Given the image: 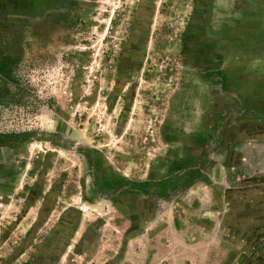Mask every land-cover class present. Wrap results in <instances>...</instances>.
<instances>
[{
  "label": "rangeland",
  "instance_id": "obj_1",
  "mask_svg": "<svg viewBox=\"0 0 264 264\" xmlns=\"http://www.w3.org/2000/svg\"><path fill=\"white\" fill-rule=\"evenodd\" d=\"M15 8L0 13V134L27 136L0 145V264H172L173 254L204 264L202 245L181 246L182 233L166 230L230 219L229 190L264 176V141L212 149L227 121L220 110L248 109L255 92L264 99V79L247 77L264 65V0ZM225 77L246 96L213 110L217 84L230 93ZM237 230L223 264H249L257 250Z\"/></svg>",
  "mask_w": 264,
  "mask_h": 264
},
{
  "label": "crops",
  "instance_id": "obj_2",
  "mask_svg": "<svg viewBox=\"0 0 264 264\" xmlns=\"http://www.w3.org/2000/svg\"><path fill=\"white\" fill-rule=\"evenodd\" d=\"M247 69H251V72L247 75L248 79L253 81H261L264 79V65H254ZM212 82H216L215 79H213ZM223 84H225L226 89H228L230 93L227 94L223 92L221 89V87H223L222 83L221 85L217 84L216 89H214L215 92L212 95L213 98L211 99L212 102L214 101L213 108L215 109L213 110H218L220 107L223 108L222 105H220V102H226L227 99L229 100L232 98V95L234 97L235 95H237V97L240 96V98L246 96L242 89L239 90L236 88L233 80L229 77L224 78ZM246 97H249L251 100L250 102H252L251 107L248 106L249 110L241 108L242 105L244 106L243 101L241 105L237 103L235 104L239 111L232 106L225 107L222 112H220L221 110H218L220 118L223 117L224 120L227 121H220V123L217 122V137L215 138L217 141H215L212 149L220 148L224 151L227 149L233 152L234 150H237L238 147L236 148V145L240 140H243L245 144H259L264 141V119L261 120V122L258 121L262 124V129H258L257 125H255L256 120L252 119L254 113H257V109H254L259 107V105L257 106L256 101L261 99L264 102V99H262L257 92ZM262 107L264 108V105ZM228 114L230 115V118H228ZM260 115L264 118V114ZM224 135H226V138L225 145L223 146ZM205 143V149H207L208 146L211 148V145L209 144L210 142L207 141ZM261 149H264V145ZM208 151V153L211 152L210 150ZM208 153L206 152V154ZM216 166H218L216 169V176L218 175L219 179L218 182L220 184L225 183L224 179H226V176H223V172L226 167L223 164H217ZM228 193L230 194L228 200V205H230V207L227 217L229 215L235 216H232L230 219L229 217L226 219L224 216L223 220L220 218L221 220H214L213 222L205 220L201 221L199 219L196 222H187L181 226H176L175 222H173V227L168 228L166 231H171L172 234L174 233L173 235L180 231L183 235V241L180 244L181 246H189L192 248L196 244L202 245L203 250L201 251V257L198 261L201 263L203 262L204 264H209L211 262L213 264H223V262L226 261L225 259L233 253L234 249L231 247L233 245L232 240L234 239L231 235L233 228H237L239 230H237L238 233L241 232V234L243 231H250L247 237H251V239L255 240V243H258L257 250L247 252L245 258L249 264H264V176L258 180H250L236 190H229ZM230 201L232 205L230 204ZM240 221H243V223ZM227 222L229 227L227 226ZM232 223L233 225H231ZM26 224H28L27 219H24L20 226L29 229L30 225L25 227ZM64 232L65 230H63V234ZM247 242V244H250V240ZM173 245H176L175 242H173ZM212 249L213 252H215V255L211 259ZM191 255L194 256V254ZM192 256H189L188 258H192L191 262L195 264L196 261ZM170 260H172V264H179L180 256H174L173 254Z\"/></svg>",
  "mask_w": 264,
  "mask_h": 264
},
{
  "label": "flooded vegetation",
  "instance_id": "obj_3",
  "mask_svg": "<svg viewBox=\"0 0 264 264\" xmlns=\"http://www.w3.org/2000/svg\"><path fill=\"white\" fill-rule=\"evenodd\" d=\"M27 136V135H26ZM26 136L22 137V138H17L15 137V135H11V136H7V135H1L0 134V145H6L7 143H11L12 140L17 142L19 140H23L24 138H26ZM8 140V142H6ZM95 166L98 167V164L95 162ZM172 185V184H171ZM169 186L167 188H162L163 190V193L160 192L157 197H160V198H167V197H170L171 196V191L173 190V187L172 186ZM164 187V186H162Z\"/></svg>",
  "mask_w": 264,
  "mask_h": 264
},
{
  "label": "trees",
  "instance_id": "obj_4",
  "mask_svg": "<svg viewBox=\"0 0 264 264\" xmlns=\"http://www.w3.org/2000/svg\"><path fill=\"white\" fill-rule=\"evenodd\" d=\"M12 5H15L16 6L15 10H18L19 5H22V0H0V6L4 8V10L1 11L0 13H5L6 7H10ZM26 135L27 133H21V134H16L15 137L22 138Z\"/></svg>",
  "mask_w": 264,
  "mask_h": 264
}]
</instances>
